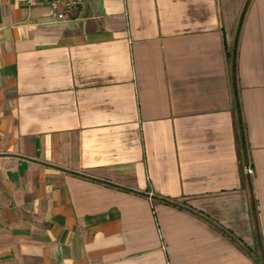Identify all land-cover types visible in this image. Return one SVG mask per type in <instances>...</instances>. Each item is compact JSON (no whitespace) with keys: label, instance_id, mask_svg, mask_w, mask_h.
I'll return each instance as SVG.
<instances>
[{"label":"crops","instance_id":"1","mask_svg":"<svg viewBox=\"0 0 264 264\" xmlns=\"http://www.w3.org/2000/svg\"><path fill=\"white\" fill-rule=\"evenodd\" d=\"M0 0V264H257L264 0ZM252 169L245 172V166Z\"/></svg>","mask_w":264,"mask_h":264},{"label":"trees","instance_id":"2","mask_svg":"<svg viewBox=\"0 0 264 264\" xmlns=\"http://www.w3.org/2000/svg\"><path fill=\"white\" fill-rule=\"evenodd\" d=\"M248 2H249V0L246 1L245 5H244V7L242 9L240 20H239V23H238V26H237V30H236V33H235V38H234V42H233V45H232V49L228 53V58H229V61H230V64H231V70H232L233 92H234V98H235V103H236V106H237L239 120H240V113H239L237 86H236V79H235L236 51H237V40H238V34H239V29H240V23L242 21V18L244 16L245 11H246ZM251 214H252L253 221H254V224H255V236H256V240H257L256 241V246L254 248V251H251V250L247 249L246 247H244L243 245H241V243H239L235 238H233V240L236 241L237 244L239 246H241V248L244 251H246L249 255H251L257 264H264V246H263V243H262V236H261L260 231H259L257 213H256V210H255L254 203H252V205H251Z\"/></svg>","mask_w":264,"mask_h":264},{"label":"built area","instance_id":"3","mask_svg":"<svg viewBox=\"0 0 264 264\" xmlns=\"http://www.w3.org/2000/svg\"><path fill=\"white\" fill-rule=\"evenodd\" d=\"M26 5L36 4L38 0H20ZM48 2L47 16L55 20L65 19L66 14L77 10L82 0H45ZM245 172L250 174L252 169L249 165L245 166Z\"/></svg>","mask_w":264,"mask_h":264}]
</instances>
